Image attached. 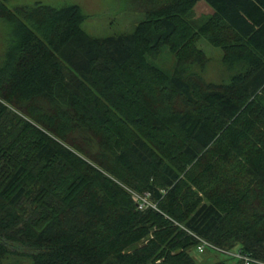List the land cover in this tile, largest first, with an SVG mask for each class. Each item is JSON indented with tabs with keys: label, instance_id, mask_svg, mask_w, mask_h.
<instances>
[{
	"label": "trees",
	"instance_id": "1",
	"mask_svg": "<svg viewBox=\"0 0 264 264\" xmlns=\"http://www.w3.org/2000/svg\"><path fill=\"white\" fill-rule=\"evenodd\" d=\"M3 2L0 264L7 241L22 264H199L201 239L264 262V0H131L134 32L100 39L78 5Z\"/></svg>",
	"mask_w": 264,
	"mask_h": 264
},
{
	"label": "rangeland",
	"instance_id": "2",
	"mask_svg": "<svg viewBox=\"0 0 264 264\" xmlns=\"http://www.w3.org/2000/svg\"><path fill=\"white\" fill-rule=\"evenodd\" d=\"M3 3L12 10L38 3L58 9L69 5H78L86 18L85 22L82 23V28L90 37L98 39L133 33L139 22L143 20V16L133 9L134 5L131 0H6ZM194 9V20L198 23L213 13L212 9L203 1L199 2ZM10 35V29L3 21H0V54L8 47ZM197 47L207 55L209 60L210 66L209 68L207 66L206 72H203L206 81L219 84L227 81L228 74L225 72L221 60L223 57L222 50L211 46L204 39L200 40ZM2 57L0 55V62ZM175 60V57L166 49L160 54L159 59L153 62L166 72H173L176 66ZM134 195L136 194L132 193V196ZM5 243L10 256L4 264H22L30 261L29 254L31 251L26 249V246L18 242L7 241ZM208 251L199 253L198 247H196L193 251V257L199 264H213L220 258V255ZM228 264H237V261L230 259Z\"/></svg>",
	"mask_w": 264,
	"mask_h": 264
},
{
	"label": "built area",
	"instance_id": "3",
	"mask_svg": "<svg viewBox=\"0 0 264 264\" xmlns=\"http://www.w3.org/2000/svg\"><path fill=\"white\" fill-rule=\"evenodd\" d=\"M135 196V197H134ZM133 198L138 202V208L139 209H145L146 206H148L150 203L148 201V195L145 194V197H141L138 195H134ZM198 247L199 253L206 251L208 248L211 249L212 251L214 249H217L214 245L211 246V244L206 241L201 239L200 243L196 245ZM224 254L225 258H232L235 259L238 262H242L243 264H264V262H261L257 259H254L250 257L249 255H246L244 252H242L241 249H235V250H221Z\"/></svg>",
	"mask_w": 264,
	"mask_h": 264
}]
</instances>
